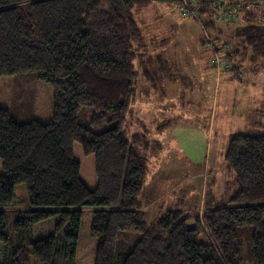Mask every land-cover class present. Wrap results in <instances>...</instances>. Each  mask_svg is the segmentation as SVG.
<instances>
[{
  "label": "trees",
  "instance_id": "16d2710c",
  "mask_svg": "<svg viewBox=\"0 0 264 264\" xmlns=\"http://www.w3.org/2000/svg\"><path fill=\"white\" fill-rule=\"evenodd\" d=\"M152 1L174 0H0V77L35 73L54 92L47 121L19 122L0 106V242L7 244L0 264H72L85 208L94 264H242L245 227L254 264H264V131L258 127L229 135L224 161L235 188L226 204L209 208L202 220L181 207L144 219L140 196L161 144L129 133L128 118L137 79L151 65L140 52L146 44L134 10ZM226 1L233 3L203 0L206 27H218L208 51L223 67L233 59L232 72H242L244 49L264 61V10L238 0L237 20L225 15L217 25L208 4ZM167 71L156 78H175ZM84 111L86 124L79 121ZM17 183L26 185L28 206L19 209L15 240L5 233L4 208ZM55 216L53 233L30 235L34 224Z\"/></svg>",
  "mask_w": 264,
  "mask_h": 264
},
{
  "label": "rangeland",
  "instance_id": "374dc122",
  "mask_svg": "<svg viewBox=\"0 0 264 264\" xmlns=\"http://www.w3.org/2000/svg\"><path fill=\"white\" fill-rule=\"evenodd\" d=\"M174 3L152 1L134 10L146 44L140 52L152 66L146 68V77L137 79L136 92H143L131 106L129 133H144L161 144L159 152L150 159L140 196L147 222L155 221L171 207L190 210L202 220L206 210L226 204L235 188L232 171L224 161L229 135L254 127L264 131V61L251 48L244 49L242 72H232L233 59L226 67L220 57L212 61L203 38L214 36L218 27L207 28L206 18L199 25L191 18L179 17ZM257 8L264 10L261 5ZM144 13H148L146 17ZM135 63L140 64V57ZM165 71L168 76L174 75L176 82H160L156 78ZM153 76L157 80L150 85ZM53 104L52 86L39 80L35 73L0 77V106L9 110L16 121H47L52 117ZM89 115L88 111L82 112L79 121L86 124ZM14 191L12 205L4 210L5 233L16 240L20 233L15 225L19 209L28 206V192L24 183H17ZM58 218L34 224L30 235L40 238L53 233ZM90 219V209H83L72 264H94L95 238L90 233ZM240 232L242 264H254L250 228ZM6 245L0 242V257ZM32 263L39 264L35 259Z\"/></svg>",
  "mask_w": 264,
  "mask_h": 264
},
{
  "label": "built area",
  "instance_id": "2783aa9c",
  "mask_svg": "<svg viewBox=\"0 0 264 264\" xmlns=\"http://www.w3.org/2000/svg\"><path fill=\"white\" fill-rule=\"evenodd\" d=\"M174 4L176 6V11L179 17L181 18H191L194 21H196L199 25L202 23V20L204 18L205 13L201 12V8L203 3V0H174ZM233 3L228 4L227 1L225 3H218V4H212L209 5L210 12L212 13V19L215 23H223V18L225 15H228L229 17L233 16L234 21L237 20V13H234V9L237 11L241 9V3L238 2V0H232ZM236 3V4H235ZM254 4H260L261 6H264V0L257 1L253 0ZM204 46L207 49L214 50V44L215 40L212 36H205L204 38ZM217 55L212 56V61L216 60ZM223 61V60H222ZM227 66V65H226Z\"/></svg>",
  "mask_w": 264,
  "mask_h": 264
},
{
  "label": "crops",
  "instance_id": "0c3cea01",
  "mask_svg": "<svg viewBox=\"0 0 264 264\" xmlns=\"http://www.w3.org/2000/svg\"><path fill=\"white\" fill-rule=\"evenodd\" d=\"M147 8H149V7H146V9H147ZM144 10H145V9H144ZM142 11H143V10H141V14H139L140 16L143 15V14H142ZM144 14H145V13H144ZM147 14H148V13H147ZM147 14H145L144 17H146ZM157 19H158V18H157ZM158 20H160V19H158ZM148 21H149V19H148ZM158 22H159V21H157V23H158ZM163 38H164V37H163ZM163 38H162V39H163ZM201 44H202V42H201ZM156 80H157V79H152V80H150V85H151V84H152V85H155ZM159 80H160V82H164V81H173V82H176V81H175V78H172V79H168V78H160ZM138 94H139V91L137 90V95H138Z\"/></svg>",
  "mask_w": 264,
  "mask_h": 264
}]
</instances>
